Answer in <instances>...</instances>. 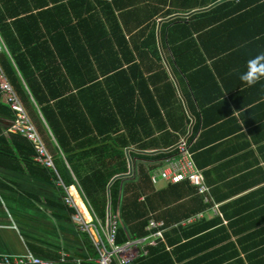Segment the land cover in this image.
Wrapping results in <instances>:
<instances>
[{
  "label": "crops",
  "instance_id": "crops-1",
  "mask_svg": "<svg viewBox=\"0 0 264 264\" xmlns=\"http://www.w3.org/2000/svg\"><path fill=\"white\" fill-rule=\"evenodd\" d=\"M0 33L40 113H107L128 153H161L160 167L192 135L212 199L205 203L217 206L203 216H222V205L264 186V94L240 80L249 54L264 51V0H0ZM0 66L10 82L12 70ZM74 122L54 124L69 135ZM10 125L0 119L4 134ZM54 163L88 217L70 167ZM38 166L0 159V254L64 251L69 264H97L57 175Z\"/></svg>",
  "mask_w": 264,
  "mask_h": 264
},
{
  "label": "trees",
  "instance_id": "trees-1",
  "mask_svg": "<svg viewBox=\"0 0 264 264\" xmlns=\"http://www.w3.org/2000/svg\"><path fill=\"white\" fill-rule=\"evenodd\" d=\"M251 40L254 41L252 45L259 44L257 38ZM261 52L264 51L249 54L248 60ZM0 59L12 70L9 80L54 161L64 160L70 167L75 178L72 185L78 187L101 220L106 219L109 210L118 215L117 244L149 235L151 231H147V226L151 219L165 223L164 240L147 246V254L130 264H264V198L255 200L264 195V186L252 190L251 195L222 205V216L205 217L202 213L214 204H206L204 196L188 181L168 183L161 188L151 183V175L166 167H160L161 153L151 159L135 152L128 153L127 135L120 133L118 127L113 128V119L107 113H40L37 106L40 102H33L25 89L17 62L14 65L8 51H3ZM257 86L262 87L264 94V78L253 85ZM66 116L75 121L74 127H68L75 129L69 135L60 133L58 124H54ZM0 119L11 123L16 119L1 95ZM103 126H107L106 129ZM5 134L0 130V159H23L28 166H38L32 162L36 152L28 140L20 134ZM250 136L256 142L253 133ZM189 138L192 140V135ZM145 159L151 160L153 165L136 163ZM51 171L57 175L59 185L58 173ZM260 184L258 179L250 185L255 188ZM201 214L202 219L190 222Z\"/></svg>",
  "mask_w": 264,
  "mask_h": 264
},
{
  "label": "built area",
  "instance_id": "built-area-1",
  "mask_svg": "<svg viewBox=\"0 0 264 264\" xmlns=\"http://www.w3.org/2000/svg\"><path fill=\"white\" fill-rule=\"evenodd\" d=\"M238 2L240 0H237ZM3 37L0 33V53L6 51ZM0 95L1 100L7 104L16 114V119L6 130V134H20L28 140L34 147L36 156L35 161L41 167L56 171V166L52 154L49 152L45 140H43L36 126L31 122L27 112L14 87L7 80L0 66ZM190 137V135H189ZM189 137H183L177 144L178 159L169 161L164 169L154 173L150 181L154 186L159 185L160 181L169 184H176L181 181H188L193 187L199 190L206 202L210 200V190L206 183L204 172L196 167L191 150L192 142ZM129 175V172L127 173ZM59 185L66 191L65 203L70 208L76 210L72 219L80 226L83 231L89 233L97 250V264H130L135 259L147 254L146 247L157 244L159 239L164 240L165 223L151 219L147 226L149 235L143 238L129 240L125 243L115 242L116 230L119 223L118 215H113L108 211L106 219L101 220L87 203L89 216L86 217L80 207L75 203L70 188L67 187L59 178ZM214 209L217 206L214 204ZM202 219V214L190 220ZM70 255L61 251L57 259L45 258L28 253L26 255H1L0 264H69Z\"/></svg>",
  "mask_w": 264,
  "mask_h": 264
},
{
  "label": "clouds",
  "instance_id": "clouds-1",
  "mask_svg": "<svg viewBox=\"0 0 264 264\" xmlns=\"http://www.w3.org/2000/svg\"><path fill=\"white\" fill-rule=\"evenodd\" d=\"M264 78V52L257 54L247 62V70L240 75V80L248 86H253ZM233 115H238V111H234Z\"/></svg>",
  "mask_w": 264,
  "mask_h": 264
},
{
  "label": "rangeland",
  "instance_id": "rangeland-1",
  "mask_svg": "<svg viewBox=\"0 0 264 264\" xmlns=\"http://www.w3.org/2000/svg\"><path fill=\"white\" fill-rule=\"evenodd\" d=\"M2 100L4 101V98H2ZM12 124V123H11ZM6 133V132H5ZM85 204L84 205H86L87 206V204H86V202H84ZM85 211H87V210H85ZM89 214H90V212L88 211V216H89Z\"/></svg>",
  "mask_w": 264,
  "mask_h": 264
}]
</instances>
